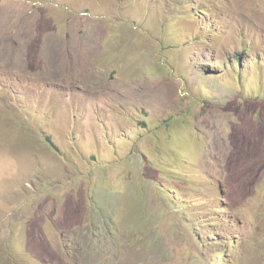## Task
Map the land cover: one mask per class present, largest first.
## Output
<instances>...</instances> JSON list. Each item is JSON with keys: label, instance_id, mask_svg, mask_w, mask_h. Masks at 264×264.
Listing matches in <instances>:
<instances>
[{"label": "rangeland", "instance_id": "rangeland-1", "mask_svg": "<svg viewBox=\"0 0 264 264\" xmlns=\"http://www.w3.org/2000/svg\"><path fill=\"white\" fill-rule=\"evenodd\" d=\"M0 264H264V0H0Z\"/></svg>", "mask_w": 264, "mask_h": 264}]
</instances>
